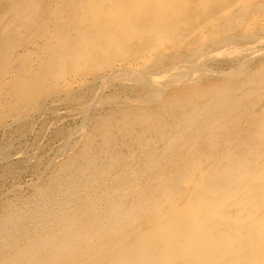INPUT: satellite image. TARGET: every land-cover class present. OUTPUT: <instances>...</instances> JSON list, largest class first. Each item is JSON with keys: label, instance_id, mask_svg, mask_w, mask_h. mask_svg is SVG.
Listing matches in <instances>:
<instances>
[{"label": "rangeland", "instance_id": "374dc122", "mask_svg": "<svg viewBox=\"0 0 264 264\" xmlns=\"http://www.w3.org/2000/svg\"><path fill=\"white\" fill-rule=\"evenodd\" d=\"M263 114L264 0H0V264L49 201L101 189L76 225L103 235L196 204L205 175L264 164Z\"/></svg>", "mask_w": 264, "mask_h": 264}, {"label": "bare ground", "instance_id": "6f19581e", "mask_svg": "<svg viewBox=\"0 0 264 264\" xmlns=\"http://www.w3.org/2000/svg\"><path fill=\"white\" fill-rule=\"evenodd\" d=\"M190 67L192 68V66ZM180 69L184 71L183 66L178 69V72ZM187 71L189 72V68ZM182 77L185 78V75L180 76V78ZM201 115L199 114V116ZM203 121L201 122L203 123ZM256 127L258 135L263 137L264 114L258 119ZM245 167H247V171L239 166H231L227 171L221 172L217 176L212 173L205 175L206 177H203L205 180L198 190L199 201H196L195 204V202L189 203L184 200L185 207L180 206L181 210L174 215L166 214L165 207H163L159 213L149 214L135 226L132 225L133 227L126 228L123 225L116 227L113 224L116 227L115 231L112 230V233L109 231V234L106 232L104 235L105 230H99L101 225L98 226L100 227L98 230L95 228V231L91 229L89 220L82 219L79 225H76L77 219L81 216L89 218L87 217L90 215L88 208L101 189L98 193L93 191V195L90 194V199L88 197L82 198V201L79 199V202H75L76 206L71 203L72 206H64L63 210L61 209L64 203L49 201L48 204L38 207L39 211L36 210L37 219L42 224V226L37 225V231L38 228L42 229H40L41 232L38 231L40 235H36L37 237L33 241L32 236L29 237L27 233V237L30 239L27 240L28 242L26 241L28 246L26 248L23 246L25 249L16 248L17 252H11V257L7 254L4 260L5 264H264V232L262 235L259 234L261 237L257 238L255 230L257 226H262L264 229V164L255 161ZM245 172H247V177L243 176ZM74 193L75 191L69 192L67 200L76 201V193L73 196ZM201 204L203 205L201 206ZM57 207L61 208L57 211L54 219L48 220V212L52 211V215H54L53 210ZM231 211L233 214L237 213L239 218L231 216L226 219L225 215ZM113 214L114 218L119 217L117 214L116 216L115 213ZM217 216H220L222 220L213 223ZM95 220L97 219L95 218ZM34 224L36 223L34 222ZM74 225L78 229L69 233V230H72L70 228ZM109 226L111 227V225ZM160 227H162L161 232L154 231ZM81 229L86 230V233ZM144 231H151L149 243L143 242L146 240L138 239V236L140 237ZM186 246L187 251L191 253V260L186 257ZM245 246H248L245 253L251 261H244L240 255ZM18 258L23 261L20 262ZM173 259H177V262H173Z\"/></svg>", "mask_w": 264, "mask_h": 264}]
</instances>
